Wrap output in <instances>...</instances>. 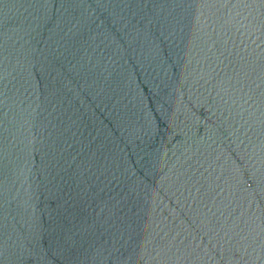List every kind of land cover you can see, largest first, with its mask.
<instances>
[{
	"label": "water",
	"instance_id": "obj_1",
	"mask_svg": "<svg viewBox=\"0 0 264 264\" xmlns=\"http://www.w3.org/2000/svg\"><path fill=\"white\" fill-rule=\"evenodd\" d=\"M263 157L264 0H0V264Z\"/></svg>",
	"mask_w": 264,
	"mask_h": 264
}]
</instances>
